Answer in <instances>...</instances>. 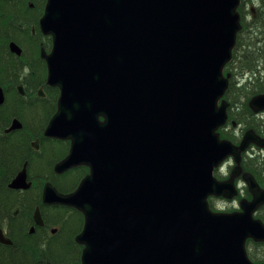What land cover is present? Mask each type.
Here are the masks:
<instances>
[{"label": "water", "instance_id": "obj_1", "mask_svg": "<svg viewBox=\"0 0 264 264\" xmlns=\"http://www.w3.org/2000/svg\"><path fill=\"white\" fill-rule=\"evenodd\" d=\"M239 3L48 0L41 28L53 36L54 46L42 56L48 64L47 82L58 86L61 94L45 135L71 140L70 152L56 164V172L78 165L91 168L72 193L60 192L52 182L43 191L44 204L67 205L85 215L84 229L77 236L84 245L82 260L75 264H258L249 258L246 240L264 241V223L254 218L264 205V190L251 173H243L240 162L250 144L264 147V139L250 129L235 145L218 132L228 118L229 103L220 100L229 85L224 67L232 59L241 29ZM10 47L22 53L15 42ZM4 101L0 88V104ZM249 106L255 113L263 111L264 93L255 95ZM146 108L152 111L145 112ZM124 109L145 114L154 131L171 132L167 151L160 150L146 126L130 132L123 122ZM22 127L14 119L7 132ZM229 156L237 165L228 180L219 181L213 170ZM105 167L123 172L125 181L100 182L91 194L88 186L101 176L97 169ZM241 173L253 199L241 201L242 212H213L208 197L233 198L238 193L235 178ZM31 186L25 164L10 187ZM121 192L125 194L121 213L134 209L139 216L133 217L144 223L146 208L153 207L167 221L161 240L144 241L149 235L145 233L140 237L144 246L135 252L119 238L117 251H110L102 239L114 229L107 222L115 215L108 195ZM90 201L101 205L98 213L91 211ZM34 218L37 225L45 224L39 206ZM220 227L227 232L219 233ZM0 242L13 244L3 228Z\"/></svg>", "mask_w": 264, "mask_h": 264}, {"label": "trees", "instance_id": "obj_2", "mask_svg": "<svg viewBox=\"0 0 264 264\" xmlns=\"http://www.w3.org/2000/svg\"><path fill=\"white\" fill-rule=\"evenodd\" d=\"M5 6H7V4H2V0H0V13L4 11L3 8H5ZM259 6V14L257 16L258 20L252 24H250L249 22H245L244 29L239 33L237 46L234 52V61L236 59L237 62V60L239 59L240 50L243 47L248 46L244 42V38L249 37V39H252V42L249 45H252L254 48L243 50V57L245 59L243 61L241 60V65H238L236 67L242 68L241 75H246V81L249 80V78L251 80L255 78L257 80L256 87L260 89L259 92H264V83L258 80L259 69L264 71V51L262 50V47L257 48V45H260L259 42H261L262 39L261 35H264V0H260ZM21 22L22 21L20 20H9L5 18V16L2 17V15L0 14V86H2L7 93V102L0 106V227L7 228L8 235L14 241L13 245H5L0 243V264H72L76 260H79L82 254V246L79 245L81 251L77 250L79 247L75 242L74 234H77L78 228L75 225L76 220L75 218H73L74 216L72 217V215L75 214L79 215L80 212L75 209H68L66 207L42 206V212L47 223V228H37V231L35 233H30V227L34 224L33 212L35 208L33 209V202H38L39 200H41L40 198L42 193L40 194L39 192H37L35 187H33L30 191H27L25 195H23L22 197L19 196L18 198L15 192L16 190H13L9 187L11 179L23 167L24 163L27 160L29 161L31 172L34 171V173L38 174V176L42 174L47 175L46 179H51L52 181H54V183L62 191H69L71 189H74L79 180V178L77 179L76 176L78 175L80 177L84 173H82V171L84 170L83 168L74 171L73 175H71V181L64 177V180H59L58 183V176L55 175L54 165L57 161H59L66 155L68 147L67 145H60L61 142L59 141H53L52 139L38 136L37 134L39 133H35L36 129L33 127L35 123L33 121L36 119V115H41L42 119L41 122L39 120L38 123L35 124L37 125L40 122L39 125L44 126L47 118L49 117V114H52L54 112L55 108L46 107L50 105L53 106L55 100H52L51 103H48L46 99L49 96L52 97V94H56L54 96V98L56 99L59 95V90L57 88L51 89L44 84L45 88H47L46 91L48 97H46L45 99L39 98V101L44 102H37L35 104V106H37V109H34L31 106V113L29 112V122L25 120V114H23L22 117L18 114V107L25 112H27L29 109L26 108L23 104L24 98L21 96L18 97V93L17 91H15L16 84L19 82L18 77L21 76L24 71H29V69V75H31L33 72V67L36 65L34 61H30L27 64L25 61H23V56V58H21L15 55L10 51L8 47L9 42L11 40H16L17 38V36H15V38H11L12 34H16V31L19 30L20 32V30H22V28L18 26ZM36 27L39 29L38 23ZM30 38H34L33 34H31ZM25 41H27V38L25 39ZM34 41V44H37L39 42L36 37ZM29 42H31V40H29ZM248 51H250V53ZM37 55V60L42 61V58L40 56L41 53L38 52L36 56ZM251 55H253V57H250ZM233 62L229 63V68H231L230 66L234 67ZM38 80L39 79H33L34 83H37L35 84V87H39L43 81L42 79L41 82H39ZM41 85L43 86V84ZM245 86V84L239 86L237 88L238 90H236L238 93H235L236 91L234 90L236 88V85L235 82H232L226 96L228 98H234L233 96H238L239 92L243 90ZM10 90H14V92H16L14 98L8 95ZM15 98H19L17 103H15L14 101ZM234 99L236 100V98ZM18 103L19 105L16 106V104ZM46 112L50 113L46 115ZM230 115L231 119L234 118L237 120V115L232 111L230 112ZM14 118H19L21 120L24 119V121L26 122L24 124V128L13 133H5L4 130L10 126L11 121ZM239 120L240 119H238V121ZM33 137H40L41 141L45 142V146H42L41 143V150L39 152L35 150L31 145V139ZM55 142L62 147L60 149H62L63 152L60 155L53 154L50 158L51 160L48 159L47 162L41 161V167H37V164L35 165L32 160L36 157H40L42 153L46 154L47 152H49V150H51L49 147L51 145H55ZM262 160L264 161V159H262V157L259 155H256L255 157H249L246 166L256 176L258 181L261 184H264V178L259 174L261 172L258 170V168L263 167L261 165L264 164ZM45 170H49L48 173ZM263 173L264 170L262 174ZM27 205L29 206L28 208ZM37 205L39 204H36V206ZM54 209H63L64 211H69L71 213L69 215L71 216V218L69 216L66 217L67 221H64L65 226L62 223L60 224V226L57 225L58 227H60L59 231L52 234L49 230L51 226H54V223L50 221L48 212L50 210L53 211ZM17 210H19L18 214H16ZM28 212H30V216H28ZM62 227H64V230H62ZM76 255H78L77 258L70 260L69 257Z\"/></svg>", "mask_w": 264, "mask_h": 264}, {"label": "rangeland", "instance_id": "obj_3", "mask_svg": "<svg viewBox=\"0 0 264 264\" xmlns=\"http://www.w3.org/2000/svg\"><path fill=\"white\" fill-rule=\"evenodd\" d=\"M259 5H260V0H243L242 5L240 6V10L243 12V15L246 17L245 20L247 22H249L250 24L255 23L258 20L257 16L259 14V7H260ZM253 8H255V10H256V13L254 15H253V11H252ZM35 12L36 11L33 10L32 15H30V17L26 18V19H30L29 23L26 24L25 22L22 21L24 23V25H25L24 26L25 29H22L21 32L16 31L17 33L16 34H12V36H11V38H15V36H17L15 41L24 50V54H23L24 60L23 61H25L27 64L30 61L31 62L34 61V63L36 64L33 67L32 74L29 75L30 69H29V71H24L23 74L18 77L19 82L17 83V84H19L21 82L25 83L27 91H28V95L23 97L24 98L23 104H24V106L26 108H29L28 111L25 112L24 110H22L21 108L18 107V112H19L18 114L21 115V117L23 116V114H25V120L27 122L30 121L29 114L31 113L30 112L31 106L34 109H37V106H35V104L37 102H44V101H39L40 97L37 94H38V90L42 87L41 84H43V85L45 84L46 85L47 74H48V67H47L46 61L37 60L38 55L36 56V54L38 52H40V50H41L40 42L41 41L45 42V41L41 40L37 44H34L35 43V41H34L35 37H38V34L34 38H30V36L32 34L31 31H32L33 27L36 26L37 23H38L37 19L35 18ZM32 18H34V19H32ZM253 36H254V34H253ZM261 37H262L261 42H259L260 45L259 46L257 45V48L258 47H262L263 48L262 50L264 51V35H261ZM26 38H27V41H25ZM29 40H31V42H29ZM244 42L248 46L243 47L240 50L239 59L237 60V62H236V59H235V61L233 62L234 67L231 66V68H229V70L233 73V80L236 82L235 83L236 84V88H235L234 91L238 90L237 88L239 86H241L242 84L246 85L244 87V89L239 92L238 96H233L234 98H236V100L234 98H228L231 102H235L236 101L235 103L237 104V107L235 108V111H237V117L240 120L238 121V123L236 125H232V122H231L230 125L224 130V132H225L227 137H229V138L235 137L237 140L241 139L243 137V135H244V132L248 131L251 128H255L257 131L261 132L262 136L264 137V111L260 112L259 114H254V113H252V110L249 107V101H250L251 97L254 96L255 92L258 91V92H256V94L257 93H261V92H259L260 89L256 87L257 80L255 78H253L252 80L249 78V80L246 81V78H245L246 75H244V76L241 75L242 68L241 67H236L238 65H241L242 61L245 59L243 57V53H244L243 50H245V49L249 50L250 48H254L252 45H249L252 42V39H249V37H245L244 38ZM45 46H46V48H48V51H49L50 48H51V41H48L47 43L45 42ZM248 52L250 53V51H248ZM23 57H21V58H23ZM250 57H253V55H251ZM248 58H249V56H248ZM33 79H39L38 80L39 82H41V79L43 81H42V83L40 84L39 87H35V84H37V83H34ZM258 80H260V82L262 81V83H264L263 82L264 81V71H262L260 69H259V73H258ZM15 93L16 92H14V90H10L8 95H10V97L14 98L15 97ZM235 93H238V92L236 91ZM55 95L56 94H52V97L49 96L46 99V101H48V103H51L52 100L53 101L55 100L53 106L50 105V106L46 107V108H52V107L55 108L54 112L57 109V100H58V96H59L58 95L57 98L55 99L54 98ZM17 96L20 97L19 94ZM18 99L19 98H15L14 99L15 103L18 102ZM49 99H50V101H49ZM233 100H235V101H233ZM17 105H19V103L16 104V106ZM54 112L52 114L50 112H48L50 114H49V117L47 118L44 126L39 125L40 122H41L42 116L41 115H36V119L33 122L38 123L39 120H40V122L37 125L34 123L33 127L36 129L35 133H39V134H37L38 136H40V137L45 136L44 130H45L46 125L48 124L50 118L53 116ZM238 112H240L242 114H238ZM48 113L46 112V115ZM22 121L24 122V124L26 123L24 121V119ZM233 121H234V119H233ZM37 139L38 138L33 137L31 139V145ZM41 143H42V146H45V142L41 141ZM60 145H62V146L67 145V147L69 148L68 143H61ZM60 145L58 143H56V142H55V145H51L49 147L51 149V150H49V152H47L46 154L42 153L40 155V157H36L35 158V160H34L35 165L37 164V167L39 166V168H40L41 167V161L47 162L48 159H50L53 154L54 155H60L63 152V150L60 149V148H62ZM249 154H250V157H255L256 155H259V156L262 157V159H264V148L262 149L261 147H258L257 145H254L250 149ZM261 165L263 167L258 168V170L261 172L259 174L264 178V173L262 174V172L264 170V164H261ZM233 166H234L233 160L227 161L226 164L223 166V168H221V170L218 172L219 176H221L220 178L221 179L228 178ZM87 169H88V167L85 166V169L82 171V173L84 172L82 176L79 177L78 175L77 176L75 175L77 179L79 178L78 183L85 176V174L87 172H89V170H87ZM45 171H47V170H45ZM48 171H47V173H48ZM30 176H31V179L34 181L35 189L37 190V192H39L41 194L42 190L44 188L43 185L48 180V179H46L47 175L42 174V175L38 176V174H35L34 171H33V172L30 173ZM239 178L240 179L238 180L237 184H238L239 188H241V191H242L241 197L240 198H236L234 200H226V201H224V199H219V198L213 199L214 209L215 210L233 211L235 209H239V207H240V199L241 198L252 199V194L248 190V186L246 185L245 181L242 179V177H239ZM49 180H51V179H49ZM57 182L59 183V179H57ZM28 191H30V190H28ZM15 192H16L17 197L19 198V196L22 197L23 195H25V193L27 191L16 190ZM40 199H42V195H41ZM38 202L37 201L33 202V209L35 208L36 204H40L41 203V200H39ZM28 207L29 206L27 205V208ZM57 207H59V206H57ZM27 214H28V216H30V212H28ZM70 214L71 213L69 211H64L63 209H60V210L59 209H54L53 211L50 210L48 212V217H49L50 221L52 223H54L53 224L54 226H51V228L55 227V226L58 227L57 225L60 226L61 223L65 226L64 221H67L66 217H68ZM256 216L264 220V207H262L261 209H259L257 211ZM69 217L71 218V216H69ZM72 217L75 218V220H76L75 225L78 228V232H77V234H78L80 232L81 228H82V225H83V223H82L83 214L80 212L79 215L75 214V215H72ZM78 217H81L82 219L78 218ZM65 229H66V227H65ZM62 230H64V227H62ZM75 230H77V229H75ZM77 234H74L75 242H76ZM76 244L79 247V244L77 242H76ZM81 249L79 247L77 250L81 251ZM249 251H251L252 257H253L254 260L264 262V243H252L251 242V245L249 244ZM77 257H78V255L72 256V257H69V258H70V260H73L74 258H77ZM80 261H81V258L79 260H76L72 264L78 263Z\"/></svg>", "mask_w": 264, "mask_h": 264}, {"label": "bare ground", "instance_id": "obj_4", "mask_svg": "<svg viewBox=\"0 0 264 264\" xmlns=\"http://www.w3.org/2000/svg\"><path fill=\"white\" fill-rule=\"evenodd\" d=\"M238 11V8H237ZM247 22V21H245ZM245 27V24L241 25V30H243ZM229 63L226 64V66L224 67V70H227V77L229 75V83L232 84V82H235L233 80V73L228 69L229 67ZM231 67V66H230ZM225 75V73H224ZM236 83V82H235ZM236 85V84H235ZM237 107V104L235 102H231L229 103L228 107H227V114H228V118L226 123L223 125V128H227L230 124H228L229 120L231 119V115L230 112L232 111L234 114L237 115V111H235V108ZM152 109L151 108H146L145 112H151ZM240 112H238L239 114ZM241 114V113H240ZM123 115V122L124 125L128 128V130L130 132H132L134 134L135 131H139L141 130V128L145 127V130L147 129L148 132H150V137L152 138V140H154L158 147L160 148V150H162L163 152L167 151V146H166V138H170L173 134L171 132H168L167 135L162 134L161 132H157L152 130L151 126H149V124H146L147 122V118H145L143 115L145 114H130L128 109H124L122 112ZM234 119V118H233ZM238 117L237 120L234 119V122L232 123V125H236L238 123ZM236 120V121H235ZM13 124V120L11 121V124ZM24 128V127H23ZM22 128V129H23ZM21 129V130H22ZM145 134V131L143 132ZM258 131V135L262 137V133ZM246 132H244V135L241 139H236L235 137H231V142L235 145H240L241 142L243 141V138L245 136ZM34 160H32V162L34 163ZM25 164H27V174L30 176L31 173V167L29 164V161L27 160L23 167L16 173V175L11 179V182L17 177V175L23 170ZM97 171H99V173L101 174V176L98 178H95L92 180L91 184L88 186L90 189L91 194H93L94 192H96L97 188H98V183L100 182H105V183H109V182H117L119 181L120 184L121 182L123 183V181H125L124 177V173L121 172L120 174H118L116 171H112L110 170L108 167L105 168H98ZM60 173L55 172V175L58 176ZM31 177V176H30ZM48 182H52L53 184H55L53 181L51 180H47L46 184ZM123 185V184H122ZM194 187V184H191ZM124 193H110V195H108V201L110 203V205L115 209L114 213L115 215H110L107 218V222L108 224L112 227L113 226V230H109L107 231L103 236L102 239H104L107 243V246H110V251L111 252H115L117 251L116 249V245L117 242L120 238V241L122 244L127 245V247H132V251L137 252L138 250V246L140 244H142L141 242V238L143 237L145 233L149 234L147 235L148 238H146L144 241H148V240H161L162 236L164 233L161 231V228L166 227L168 225L167 221L165 220H161L162 218H160L156 212V209L153 207H147L144 217H147L144 223H141L137 217H133V216H139L137 214L136 210H128L126 209V211H124V213H121L119 211V208H121V204L124 205ZM105 200H101L100 202H104ZM226 201V200H224ZM90 203V208L91 211L98 213L99 209H101V205L96 203V202H89ZM108 210V206L105 205L103 211H107ZM179 214H184L183 210H179L178 212ZM184 226H187V224L182 223ZM174 230L176 232H179L180 230L177 227H174ZM219 233L224 234L227 232V229L224 227H220L217 229ZM5 233L8 234V230L5 229L4 230ZM122 233V235H121ZM121 236V237H120ZM143 245V244H142ZM144 246V245H143ZM145 248V247H144ZM159 251V249L155 250L154 254L157 253ZM130 252V250H129ZM141 261L142 263H144V256L141 257Z\"/></svg>", "mask_w": 264, "mask_h": 264}, {"label": "flooded vegetation", "instance_id": "obj_5", "mask_svg": "<svg viewBox=\"0 0 264 264\" xmlns=\"http://www.w3.org/2000/svg\"><path fill=\"white\" fill-rule=\"evenodd\" d=\"M46 3H47V0H2V4H7V6H5V8L2 7L4 9V11L1 12L0 14L2 15V17L5 16V18H7L9 20H13V19L14 20H20V21H23L27 24V23H29L30 19H26V18L30 17V15H32L33 10H35L36 11L35 12V18L37 19V21L39 23V20L45 11ZM253 11H255V9H253ZM32 19H34V18H32ZM23 22H21L19 24V26L22 29H25L24 28L25 25ZM20 32H21V30H20ZM31 33L33 34L34 37L38 34V37H36V39L38 41L44 40L46 43L48 41H51V39L49 38L50 36L48 37V35H44L42 33L40 26H39V29L36 26H34ZM40 35H42V36H40ZM52 41H53V37H52ZM45 42H43V41L40 42L42 48H46ZM46 50L48 51V48H46ZM67 142H69V141H67ZM67 142L64 141V143H67ZM248 159H249V156L245 155L244 160H243L244 165L247 163ZM82 168L83 167H79V166L72 168V169H70V170H68L62 174H59L58 179L61 181V180H64V177H66L69 181H71V175H73L74 171L80 170ZM76 187H77V185H76ZM76 187L74 189L69 190V191H63V192L64 193L73 192L76 189ZM55 206L65 207V206H61V205H55ZM213 206H214V204H213ZM66 208H68V207H66ZM68 209H70V208H68ZM44 220H45V218H44ZM83 223H84V216H83ZM42 228H47L46 220H45V226ZM54 228L58 229L57 232L60 229V227H54Z\"/></svg>", "mask_w": 264, "mask_h": 264}]
</instances>
